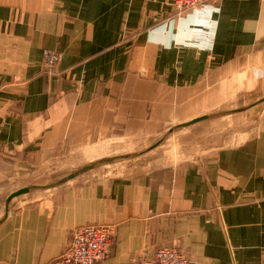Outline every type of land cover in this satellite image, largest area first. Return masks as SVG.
Here are the masks:
<instances>
[{
    "label": "crops",
    "instance_id": "crops-1",
    "mask_svg": "<svg viewBox=\"0 0 264 264\" xmlns=\"http://www.w3.org/2000/svg\"><path fill=\"white\" fill-rule=\"evenodd\" d=\"M46 50L61 54L51 77ZM262 98L264 0L181 14L169 0H0V219L31 188L0 222V264H51L84 225L115 229L98 264L172 246L189 264L263 263ZM175 134L144 166L39 188L126 155L105 153L115 142L164 137L154 154ZM56 163L71 170L48 182Z\"/></svg>",
    "mask_w": 264,
    "mask_h": 264
},
{
    "label": "built area",
    "instance_id": "built-area-1",
    "mask_svg": "<svg viewBox=\"0 0 264 264\" xmlns=\"http://www.w3.org/2000/svg\"><path fill=\"white\" fill-rule=\"evenodd\" d=\"M179 14L191 11L213 0H169ZM61 59L58 51L43 53V73L56 75ZM115 239V229L104 225H84L75 229L68 247L51 264H98L108 258ZM129 264H189L185 252L178 247H161L151 257L138 256ZM261 264H264L261 263Z\"/></svg>",
    "mask_w": 264,
    "mask_h": 264
},
{
    "label": "rangeland",
    "instance_id": "rangeland-1",
    "mask_svg": "<svg viewBox=\"0 0 264 264\" xmlns=\"http://www.w3.org/2000/svg\"><path fill=\"white\" fill-rule=\"evenodd\" d=\"M255 95H257V93ZM224 121L219 120L218 125L223 123V125L225 126L226 122H224ZM193 128H198V129L196 130L197 133H195L194 136H191L192 134L189 133L190 134L189 136L192 137V140L201 137L198 134L200 133L199 129L202 127H199V125H196V126L192 127V129ZM205 134H208V133H204L203 136H205ZM175 137H176V134L170 138L171 140L170 139L166 140L162 144V146L153 150L152 152H154V154L151 152L145 151L147 146H149L148 145V143L150 142L149 140H143V139H131L130 140L129 139L127 141L115 142L112 144V146L109 149L105 150V153L109 154V156L125 154V153H126V155L138 154V153L139 154L136 155L135 157L130 158V160H125V161H122L121 163L113 164L109 167H102L98 171L102 172L103 170L109 169L114 174H121L128 167H130V166L125 167V163L128 165L132 164V166H133V164L141 165L142 163H146L147 161H149V159H151L152 155H161L162 152L165 154L169 149H174L175 145H177L179 142V140L177 141V138H175ZM117 143H121V145H118ZM191 143H192V141H190V138H188L187 143L182 142V144L188 145V147L191 146ZM176 150H177V152L180 151L179 145L176 147ZM141 151H145V152L140 153ZM141 166H144V165H141ZM70 170H71V165H63V167H62L61 164L56 163L55 165L51 166L48 169L47 173L43 177H45L48 182L53 181L57 178H60L61 176H64V174L66 175L67 172H69ZM35 180L38 181L39 179L36 178ZM0 214H1V211H0Z\"/></svg>",
    "mask_w": 264,
    "mask_h": 264
},
{
    "label": "water",
    "instance_id": "water-1",
    "mask_svg": "<svg viewBox=\"0 0 264 264\" xmlns=\"http://www.w3.org/2000/svg\"><path fill=\"white\" fill-rule=\"evenodd\" d=\"M264 102V98L260 99L257 101V104H260ZM241 109H237V110H234V111H231L230 113H236V112H240ZM221 115L222 114H228L227 112H224V113H220ZM210 116H202V117H198V118H195L187 123H183V124H180V125H177L175 126L174 128L170 129L169 133L172 132L173 130L175 129H179V128H185V127H188L192 124H195L197 122H200L202 120H205L207 118H209ZM164 137H162L158 142H156L154 145H152L149 149H146L145 151H148V150H152L153 148H155L157 145H159L162 140H163ZM145 151H141L140 153H143ZM139 154V153H138ZM138 154H133V155H123V156H115V157H112V158H105V159H101L99 161H97L96 163H92L86 167H83L81 169H78V170H75V171H71L68 175H66L65 177H63L62 179H60L57 183L53 184V185H48V186H44V187H39L40 189L42 188H47V187H51V186H60L64 183H66L67 181H70L72 180L73 178L79 176L80 174L88 171V170H91L93 169L94 167L98 166V165H103V164H107V163H110L112 161H115V160H118V159H126V158H132ZM31 191V188L30 187H25V188H22V189H19L15 192H13L12 194H10L8 196V198L6 199V205H5V213L3 215V217L0 219V222L3 220V218H5L7 216V212L9 211V203L15 199V198H18L22 195H26L28 194L29 192Z\"/></svg>",
    "mask_w": 264,
    "mask_h": 264
}]
</instances>
